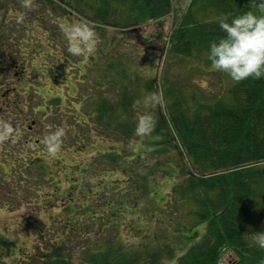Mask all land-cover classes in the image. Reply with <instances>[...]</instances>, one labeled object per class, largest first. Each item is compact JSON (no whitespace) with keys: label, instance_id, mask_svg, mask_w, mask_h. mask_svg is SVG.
I'll use <instances>...</instances> for the list:
<instances>
[{"label":"rangeland","instance_id":"374dc122","mask_svg":"<svg viewBox=\"0 0 264 264\" xmlns=\"http://www.w3.org/2000/svg\"><path fill=\"white\" fill-rule=\"evenodd\" d=\"M111 1L107 16L94 17L102 0H31L29 7L22 0H0V233L6 239L0 243L5 248L0 264H46L43 250L61 243L56 253L69 264L107 249L115 258L114 248L134 246L144 248L148 259L149 246L162 247L149 259L162 264V258H175L190 245L171 239L176 226L195 221L178 219L189 205L175 201L193 200L173 189L184 175L179 163L193 173L199 169L180 143L172 116L202 114L217 93L228 96L236 81L205 57L165 53L173 12L160 22L136 23L130 1ZM187 1L178 0L182 8ZM79 18L91 22L100 37L87 58L68 52L61 30L64 21ZM131 22L127 31L123 24ZM157 89L163 103L152 109L155 127L136 138L144 108L134 101ZM102 102L112 107L111 116L99 110ZM161 114L169 149H163L162 139L148 142L160 137ZM57 125L65 127V135L50 154L41 138ZM67 220L76 221L74 229ZM258 228L264 230V224ZM166 242L176 245L173 255L166 253ZM234 261L228 251L219 264Z\"/></svg>","mask_w":264,"mask_h":264},{"label":"trees","instance_id":"16d2710c","mask_svg":"<svg viewBox=\"0 0 264 264\" xmlns=\"http://www.w3.org/2000/svg\"><path fill=\"white\" fill-rule=\"evenodd\" d=\"M102 1L103 6L93 2L97 5L94 17L109 14L112 1ZM125 1H130V14L136 23L152 19L160 22L162 16L173 12L175 24L168 41L170 48H166L165 53L174 51L207 60L209 42L222 35L218 23L221 17L230 19L247 10L264 14L259 0H188L185 8L178 0ZM90 3L86 2V5ZM77 9L85 11L80 6ZM123 25L129 31L135 24ZM149 80L148 88L152 89L153 80ZM100 105L99 110L106 109L107 117L112 115L111 106L104 102ZM206 108L205 112L195 117L181 111L172 116L180 143L192 164L199 169L193 173L187 170L183 162L179 163L184 175L177 180V186L173 189L193 200L179 198L175 201L176 205H189L187 211L177 215L178 219L188 220L192 216L195 219L194 223L191 219L190 226H176L171 234L172 240L181 238L182 242H190L186 252L178 257V263L218 264L219 259L232 250L237 256L234 264H264V247L259 246L254 234L259 230L258 225L264 224V75L259 78L249 76L234 82L228 88V96L217 93V98ZM23 112L21 108L20 113ZM161 116L162 123H158L160 137L147 141L159 143L162 139L160 143L163 149H169L166 141H171V138L166 117ZM163 124L165 127L160 128ZM30 126L33 128V124ZM36 158L37 161L41 159L40 156ZM66 205L64 203L62 206ZM73 221L67 220L72 229L76 223ZM0 240V243L6 240L1 233ZM70 241L76 242L73 239ZM64 245L61 243L43 250L44 262L69 264L67 258L56 253ZM172 246L171 242L165 243V248H170H166V253L174 254L172 250L176 245ZM140 248L134 246L127 251L121 247L114 248L115 258L110 255V249L96 254L88 253L83 257L84 261L78 264H143L144 261L152 264L149 259L152 261L156 253L162 251V247L149 246L148 259L142 255L146 250ZM3 249L0 248V256Z\"/></svg>","mask_w":264,"mask_h":264},{"label":"clouds","instance_id":"9594fccd","mask_svg":"<svg viewBox=\"0 0 264 264\" xmlns=\"http://www.w3.org/2000/svg\"><path fill=\"white\" fill-rule=\"evenodd\" d=\"M25 7L31 5V0H22ZM264 7V0H259ZM22 19V14L17 17ZM222 35L209 42L208 59L211 67L220 70L239 81L249 76L256 78L264 75V14H256L253 10L244 11L238 15L223 16L218 20ZM61 30L67 41L69 53L87 58L95 54L100 37L96 28L85 18L64 21ZM142 105L136 119L134 137L142 138L152 132L156 124L155 114L152 109L163 103L161 92L157 90L147 91L134 101ZM5 131L9 129L7 122H3ZM65 135V127L57 125L53 130L46 132L41 138L48 153H55L61 147V141ZM255 239L260 247H264V230L254 231ZM182 250H178L175 258H162V264H177Z\"/></svg>","mask_w":264,"mask_h":264},{"label":"flooded vegetation","instance_id":"af4514ba","mask_svg":"<svg viewBox=\"0 0 264 264\" xmlns=\"http://www.w3.org/2000/svg\"><path fill=\"white\" fill-rule=\"evenodd\" d=\"M30 130L32 129V126H30V128H29Z\"/></svg>","mask_w":264,"mask_h":264},{"label":"built area","instance_id":"2783aa9c","mask_svg":"<svg viewBox=\"0 0 264 264\" xmlns=\"http://www.w3.org/2000/svg\"><path fill=\"white\" fill-rule=\"evenodd\" d=\"M231 256H232V254H231Z\"/></svg>","mask_w":264,"mask_h":264}]
</instances>
